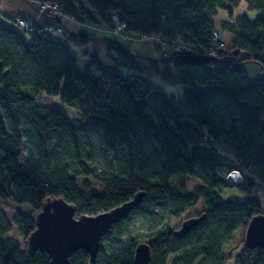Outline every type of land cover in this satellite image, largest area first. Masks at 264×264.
Here are the masks:
<instances>
[{
    "label": "trees",
    "instance_id": "1",
    "mask_svg": "<svg viewBox=\"0 0 264 264\" xmlns=\"http://www.w3.org/2000/svg\"><path fill=\"white\" fill-rule=\"evenodd\" d=\"M57 1L63 15L112 29L111 14L118 13L124 33L148 37L157 53L152 36L184 47L147 60L146 75L130 53L104 39L109 62L92 58L81 69L63 42L25 37L12 22L0 23V202L16 207L12 221L0 211V264H51L47 252L28 246L47 198H65L80 216L110 210L138 193H144L142 203L101 238L96 258L80 249L71 264H137L140 243L150 247L149 264H227L224 250L235 232L263 213L249 177L264 185V79L250 80L244 64L264 67V0H245L260 13L255 18L244 14L222 23L234 34V50L219 58L210 55L217 30L210 16L219 8L232 16L238 0ZM70 37L89 41L81 33ZM125 68L133 73L123 76ZM153 77L182 85V98L173 101L156 89ZM43 93L79 105L83 123L74 124L61 106L40 102ZM93 131H102L106 152H124L131 167L97 172ZM234 169L243 171V181L228 177ZM185 177L201 183L189 193L175 192L174 179ZM230 187L248 192L247 198L224 199L221 191ZM200 197L206 208L183 221H194L187 230L181 231L183 223L178 229L151 223L133 233L137 211L156 221L149 207L160 204L180 217ZM12 224L27 239L25 248L9 235ZM244 244L234 264H264V247Z\"/></svg>",
    "mask_w": 264,
    "mask_h": 264
},
{
    "label": "water",
    "instance_id": "2",
    "mask_svg": "<svg viewBox=\"0 0 264 264\" xmlns=\"http://www.w3.org/2000/svg\"><path fill=\"white\" fill-rule=\"evenodd\" d=\"M9 70L7 69L6 72ZM133 73L123 69V76ZM144 193H138L110 210L95 215H76L75 206L63 197L47 198L42 210L36 215V228L28 238L32 251H45L51 264H71V255L84 249L95 259L101 244V238L132 209L142 203ZM194 224L193 220L183 223L181 231ZM245 243L249 248L264 247V213L254 216L246 229ZM151 250L147 243L136 248L137 264H149Z\"/></svg>",
    "mask_w": 264,
    "mask_h": 264
},
{
    "label": "crops",
    "instance_id": "3",
    "mask_svg": "<svg viewBox=\"0 0 264 264\" xmlns=\"http://www.w3.org/2000/svg\"><path fill=\"white\" fill-rule=\"evenodd\" d=\"M16 14H27L35 16L37 14L36 4L31 0H0V23L10 25L11 17ZM248 15L250 18H255L260 13L258 11L250 10L248 3L245 0H238L236 6L232 7V16L229 15L228 9L219 8L217 13L211 15L216 27H220L223 22L232 23L241 15ZM39 24L45 22H53L54 20L48 16L43 15L38 17ZM63 23L65 30L63 32L55 33L52 38L55 41H61L66 44L71 52L77 58L79 68L83 69L87 62L92 58H98L101 61L108 63L107 48L104 39H111L115 41L120 48L124 49L132 55L144 70L150 71L149 61L158 59V53L153 41L143 39L130 34H118L105 23H91L79 21L72 16H64L59 18ZM224 34L227 42H232L234 34L227 28ZM73 33H81L89 37L87 44H79L72 41L70 35ZM116 52V48L114 49ZM245 72L248 78L252 81L264 79V67L255 61H247L244 64ZM153 86L165 92L167 95L174 93L175 99H181L183 96V87L180 84H171L164 81L161 77H153ZM43 93L42 95H44ZM47 95V94H45ZM264 120V119H263Z\"/></svg>",
    "mask_w": 264,
    "mask_h": 264
},
{
    "label": "rangeland",
    "instance_id": "4",
    "mask_svg": "<svg viewBox=\"0 0 264 264\" xmlns=\"http://www.w3.org/2000/svg\"><path fill=\"white\" fill-rule=\"evenodd\" d=\"M31 1L36 4V8H37V14L35 16H33L36 18L35 19L32 18V19L35 20V22L39 24L38 17L49 14V13L47 14L46 12L44 14L38 12L39 6L41 7L40 3L47 1V0H31ZM26 16H30V15L16 14L15 16L11 17L10 22H12L15 26H17L20 29L19 31L25 34L24 35L25 37H29V33H36L37 34V32L36 31L29 32V31L25 30L23 27L18 26V24L14 23L15 18L26 17ZM48 16H50V15H48ZM50 17L53 19L52 16H50ZM58 19H56V21ZM50 23L45 22L43 24L45 26H47L48 24L50 25ZM62 25H63V23H62ZM37 27L40 28V26H37ZM216 28H217L218 32L221 34V36L227 42V38H225V36H224V34H227V32L223 29V25L221 24L220 27H216ZM64 30H65V28L63 25V31ZM118 34H122V33H118ZM227 43L232 44V42H227ZM160 56H162V53L158 52V57H160ZM147 73L149 74V72L146 70V75H147ZM171 84L175 85L174 83H171ZM104 95L105 94H103L102 96H104ZM169 96L172 97L173 101L176 100L174 93L169 94ZM40 102H45V103H48V104L53 105V106H61L66 111L69 118L72 119L74 124L80 125L83 123V120H82L81 115H80V106L79 105L65 106L61 103L59 96H50V95H45V94L42 95ZM92 138L94 140V147H95V158L93 161V167L96 169L97 172L98 171H113L114 170L118 173H124L127 169H129L131 167L130 160L128 159L127 155L124 152L120 151V153L117 156H115L114 153L106 152V150H105L106 146H105V143H103L104 138H103L102 131H95V132L93 131L92 132ZM25 147H26V144H24L21 160L26 159V156H27V151H26ZM222 152H223V157L225 158V160L227 159L229 161L231 159V155L228 153H225L223 150H222ZM135 168L136 169L139 168V165H136ZM240 171H241V174H240L241 178H240L239 182L243 181V179L245 178V174L243 173V171L242 170H240ZM249 179H250V181H252L254 183L252 196L254 198H257L261 202L262 210L264 213V185L255 179H252L250 177H249ZM232 180H234V179H232ZM200 183L201 182L195 177L177 178V179H174V181L172 183V186H173L172 189L175 192L189 193L190 191H192L194 189L195 186L199 185ZM221 193H222V196L224 199L233 198V199H237V200H244L248 196V192L241 191L238 189V187L226 188V189L222 190ZM12 205H13V207H15L14 204H12ZM13 207L8 206L4 202H0V211H4L11 221L16 214V207H15V209ZM205 208H206V204L204 202L203 197L198 198L196 203L194 204V206H192L191 208L186 210L183 213V215L180 217H175V216L170 215L167 208L163 205H160V204L152 205L149 207V210L154 211L156 213L154 216L157 220L153 221V217L146 215L141 210L137 211L136 216H134V220H133L134 221L133 233L134 234H140V233L146 232V230L148 229V226H150L151 223L160 224V225L167 224L168 226H170L173 229H178L182 225L183 221L186 218L200 214L201 212H203L205 210ZM12 227L13 228L10 231L9 235L17 238L21 243V247L25 248L27 246V239L24 238V236H22L21 234H19L17 227L14 224H12ZM245 234H246V228H243V227L239 228L235 232L234 237H233L232 241L230 242V244L225 248L224 254L227 258V264H234L235 256L238 255L244 249V247H245L244 246L245 245L244 244Z\"/></svg>",
    "mask_w": 264,
    "mask_h": 264
},
{
    "label": "built area",
    "instance_id": "5",
    "mask_svg": "<svg viewBox=\"0 0 264 264\" xmlns=\"http://www.w3.org/2000/svg\"><path fill=\"white\" fill-rule=\"evenodd\" d=\"M41 7L39 6V13L44 14L45 12L52 16L54 19L53 23L48 24L45 26L43 23L38 24L33 20L32 18H36L33 16H26V17H17L14 20V23L18 24V26L23 27L25 30L32 32L36 31L38 35L42 36L45 39H48L52 37L57 32L63 31V25L61 22L56 21L58 18H62V10L61 5L57 0H47L40 3ZM112 23L114 24V32L115 33H122L124 34L126 23L121 21L120 15L118 13H112L111 14ZM37 26H40L38 28ZM145 39H148V37H144ZM152 39L155 40L156 44L159 45L160 52L162 53V56L169 57L172 55V52L175 50H181L182 47H184V44L182 43H169L166 40L162 39L159 36H152ZM212 44L213 48L211 49L210 55L214 57H220L219 53L221 51L224 52H231L234 50V46L232 44H229L225 41V39L221 36V34L218 32V30H215L213 32V38H212ZM239 170H232L228 173V177L231 179H234V182H239L241 175Z\"/></svg>",
    "mask_w": 264,
    "mask_h": 264
}]
</instances>
